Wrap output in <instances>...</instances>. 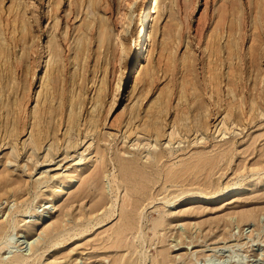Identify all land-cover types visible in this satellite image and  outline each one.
Listing matches in <instances>:
<instances>
[{"label":"rangeland","instance_id":"obj_1","mask_svg":"<svg viewBox=\"0 0 264 264\" xmlns=\"http://www.w3.org/2000/svg\"><path fill=\"white\" fill-rule=\"evenodd\" d=\"M144 2L0 0L2 99H26L17 137L0 111V264H264V0H159L138 57ZM70 113L97 127L66 148Z\"/></svg>","mask_w":264,"mask_h":264},{"label":"bare ground","instance_id":"obj_2","mask_svg":"<svg viewBox=\"0 0 264 264\" xmlns=\"http://www.w3.org/2000/svg\"><path fill=\"white\" fill-rule=\"evenodd\" d=\"M158 2H159V0H145V2H144V4L142 5V8H141V11H140V13H141V20H142V22H141V27H140V29H139V31H138V38H137V41H136V43H137V45H138V49H137V56L138 57H140L141 56V54H142V52L144 51H146L147 50V45H148V42H150V40H151V37H152V35H153V32H154V25H155V22H156V18H155V16H154V13L156 12V7H157V5H158ZM230 35V34H229ZM8 40V39H7ZM18 40V39H17ZM262 39H260V44H263L264 43V41L262 42ZM7 48H8V46H6ZM1 48H3V46L1 47ZM11 49H12V47H11ZM258 49H260V45H259V48ZM1 50V49H0ZM13 50V49H12ZM4 50H2V51H0V54L3 52ZM11 52V51H10ZM216 54H217V52H216ZM2 56H4L5 57V55L3 54ZM1 55H0V57H2ZM250 57H252V55H251V53H250ZM11 58V57H10ZM78 58V57H77ZM217 58V57H216ZM13 59V58H12ZM30 59V58H29ZM215 59V58H214ZM213 59V60H214ZM2 60H3V58H2ZM8 60V59H7ZM31 60V59H30ZM1 61V60H0ZM5 62H7L6 60H5ZM19 62V61H18ZM0 63H2V62H0ZM7 64V63H6ZM54 64V66H55V63H53ZM15 65V64H14ZM3 67V66H2ZM9 67V66H8ZM50 67V66H49ZM211 67H213V66H211ZM217 67H220V66H217ZM11 68V67H10ZM16 68V67H15ZM31 68V67H30ZM34 68H36V67H34ZM232 68V70H231V72L232 73H236V68H235V66H234V69H233V67H231ZM8 69V68H7ZM20 69V68H19ZM49 70H52V69H49ZM142 71H143V66H142V64H141V62H139L138 61V63H137V66H136V68H135V71H134V77H133V79H138L139 77H140V75H141V73H142ZM213 71V70H212ZM217 71H219V70H217ZM5 72V71H4ZM51 72V71H50ZM20 73V72H19ZM208 73V72H207ZM211 73V72H210ZM47 74V73H46ZM51 74V73H50ZM218 74V73H217ZM48 75V74H47ZM46 75V76H47ZM18 75H16V77H17ZM46 76H45V80H46ZM214 76H216V75H214ZM235 76H236V74H235ZM29 79V78H28ZM213 79V78H212ZM221 79V78H220ZM236 80H238V79H236ZM213 81L214 80H212V82L211 83H213ZM220 81V80H219ZM238 82V81H237ZM214 84V83H213ZM218 84H219V82H218ZM226 85V84H225ZM42 86L43 87H41V90L39 91V93H38V97H37V102H36V104H37V106L36 107H34V109H33V111H32V116H31V118H32V122H31V125H32V130H31V137L30 136H28V137H30V139H28V140H25V141H23V145H22V147L24 146L26 149H27V151L28 150H30V153H29V158H34L33 156H35L36 154H37V152L38 151H40V149L42 148V145H43V143L44 142H46V141H48L49 139H51V132H50V126L48 125V119H49V117H52V115H53V117L55 116V115H58V112H57V110L55 109V108H53L52 107V104H51V101H52V99H51V97H48V94L49 93H51V95H52V93H53V91H54V89H53V85H51V82H50V80H46V81H44L43 82V84H42ZM24 88V87H23ZM217 88H218V86H217ZM217 88H216V90H217ZM220 88V87H219ZM9 89V88H8ZM240 89V88H239ZM6 90L4 89V87L2 86V84L0 83V111H1V108L3 107V106H6L7 107V111H6V113H5V115L3 114V116H5V119H6V121L7 122H5V124L6 125H8V127H6L5 128V137L4 138H9L10 136H15V137H17L19 134H20V132L22 131V129L20 128V126L23 124H21V115H22V108L24 107L25 108V106H22L23 105V100H26V99H24V97H25V95L23 94V95H21V96H19L18 98H17V103H15V106H17V110L16 109H14V108H12V109H8V104H6L4 101H6V99H2V97L4 96V92H5ZM215 91V90H214ZM219 91V90H218ZM194 92H195V89H194ZM240 92V91H239ZM3 93V94H2ZM54 93H55V91H54ZM230 93L233 95V96H237L238 95V90H236L235 89V87H232L231 89H230ZM256 93V92H255ZM30 95V94H29ZM55 95V94H54ZM218 95V94H217ZM30 97V96H29ZM216 97V96H215ZM219 97H221V96H219ZM232 97V96H231ZM6 98V97H5ZM27 98V97H26ZM50 98V99H49ZM64 99H65V97H64ZM69 99V98H68ZM239 99V98H238ZM99 100V99H98ZM9 101V100H8ZM65 101V100H64ZM69 101V100H68ZM93 101H95V100H93ZM96 102V101H95ZM98 102H100V101H98ZM9 103V102H8ZM86 103V102H85ZM10 104V103H9ZM65 104V103H64ZM222 104V103H221ZM255 104V103H254ZM12 105V103L10 104V106ZM14 105V104H13ZM25 105H26V103H25ZM56 105V104H55ZM95 105V104H94ZM96 105H98V104H96ZM232 105V104H231ZM73 106V103H70V107H72ZM223 106V105H222ZM233 106V105H232ZM99 107V106H98ZM92 108V107H91ZM95 108V107H94ZM14 109V110H13ZM23 110H25V109H23ZM56 110V111H55ZM67 110H68V108H67ZM225 110V109H224ZM84 111H86L85 109H84ZM24 112V111H23ZM72 112V111H71ZM224 112V111H223ZM226 112V111H225ZM26 113V112H25ZM29 113V112H28ZM55 113V114H54ZM79 113V112H78ZM98 113V112H97ZM67 114V113H66ZM95 115H96V113H95ZM227 115V114H226ZM10 116V117H9ZM88 116V115H87ZM1 117V116H0ZM62 117V116H61ZM227 117L228 116H226V119H227ZM67 118V117H66ZM85 118H87V117H85ZM84 118V119H85ZM77 115L76 114H68V124H69V130L68 131H66V137H67V145L65 146L66 148H72V147H75V146H78V145H80L81 144V142H83L84 141V139L85 138H83L82 139V134H83V132H86V133H90V132H92V131H94L95 130V128L97 127L95 124H96V119L95 118H91L90 119V121H88V123L90 122V124L89 125H87V122L86 123H83L85 126H83V127H85V128H83V129H80V127L79 128H77V129H75V139L74 138H72V136H71V129H73L74 128V123L75 122H77ZM224 119V118H223ZM225 119V120H226ZM1 120H3V119H1ZM65 120H67V119H65ZM10 121V122H9ZM23 121H24V119H23ZM66 122V121H65ZM81 122V121H80ZM25 123V122H24ZM66 124V123H65ZM2 125V124H1ZM11 125H12V127H11ZM224 125V124H223ZM3 126V125H2ZM2 126H0V127H2ZM10 127H11V129H10ZM99 127V126H98ZM191 128V127H190ZM73 135V134H72ZM55 137H56V135H55ZM63 137H65V136H63ZM66 137H65V139H66ZM85 137V136H84ZM53 138H54V133H53ZM63 140V139H62ZM79 140H80V142H79ZM1 141V140H0ZM50 141V140H49ZM63 142V141H62ZM88 141H86L85 143H87ZM4 143V142H3ZM7 144V143H6ZM59 144V143H58ZM62 144H64V143H62ZM88 144V147H90V146H93L92 145V142L90 141V142H88L87 143ZM3 145H5V144H3ZM2 146L0 145V148H1ZM60 147L61 146H58V145H55V144H52V145H50L49 146V149H48V151H47V153H46V155L48 154V156H50V158L52 157L53 158V155H52V153H57L59 150H60ZM16 149H17V147H16ZM86 149V148H85ZM47 150V149H46ZM53 151V152H52ZM66 153H67V151H66ZM68 154V153H67ZM49 160V159H48ZM113 173H115V172H113ZM110 175V174H109ZM110 177V176H109ZM114 177V176H113ZM87 178V180L89 181V180H91V181H95V176L94 175H90V176H88V177H86ZM85 178V179H86ZM237 192V189H234V190H232V191H227L225 194H224V196H232L233 194H235ZM127 217H130V214H128V216ZM126 217V218H127ZM126 225H127V227H128V225H130V222H126ZM95 226H96V224H95ZM117 236H121V235H124L123 234V230H121L118 234H116ZM125 235H126V233H125ZM124 235V236H125ZM190 243V242H189ZM156 261V263L157 264H160L161 262H159V260H155Z\"/></svg>","mask_w":264,"mask_h":264}]
</instances>
